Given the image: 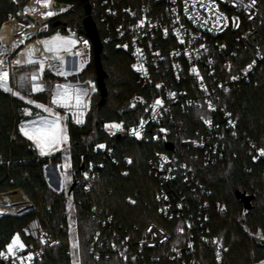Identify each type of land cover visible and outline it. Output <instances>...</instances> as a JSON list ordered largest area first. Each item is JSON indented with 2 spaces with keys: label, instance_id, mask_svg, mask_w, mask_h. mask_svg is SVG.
I'll return each mask as SVG.
<instances>
[{
  "label": "built area",
  "instance_id": "1",
  "mask_svg": "<svg viewBox=\"0 0 264 264\" xmlns=\"http://www.w3.org/2000/svg\"><path fill=\"white\" fill-rule=\"evenodd\" d=\"M10 1L16 6L7 19L14 22L13 35L25 34L32 23L36 25L25 41L37 37L50 20L76 13L72 2L50 0L54 12L40 19L26 11L31 0ZM88 3L90 15H99L104 25L100 40L119 41L129 53L137 82L146 88L145 93L124 98L117 108L122 115L140 106L145 115L133 123L109 121L103 128L109 138H149L165 145V150H154L150 172L158 180V211L167 222L165 226L150 220L141 228L139 237L133 238L121 232L111 214L95 211L101 227L90 240L91 253L97 258L119 255L132 264H147L146 250L165 246L169 264H226L227 247L211 227V210L223 207L209 198L212 190L201 180V168L214 165L223 157L229 135L247 143L256 159L263 157L262 149L246 137L222 102V93L245 83L256 84L264 71V2L88 0ZM88 15L86 11L81 21L67 31L76 39L73 51L90 57L91 39L85 23ZM0 46L8 49L2 54L6 58L24 44ZM15 57L8 65L10 74ZM52 59L49 55L48 60L42 61ZM192 110H206L209 114L201 115L194 131L187 135L182 132L186 129L182 120ZM168 144L172 147H167ZM97 149L109 157L112 155L110 144H100ZM61 165V160H49L43 174L51 188L66 193L69 225L77 200L70 194L71 177L64 191ZM97 177L96 166L90 163L77 182L89 192ZM33 208L29 200L28 209L18 215ZM22 232L29 241L5 242L0 246V264H37L46 247L61 242L38 218L28 221Z\"/></svg>",
  "mask_w": 264,
  "mask_h": 264
},
{
  "label": "trees",
  "instance_id": "2",
  "mask_svg": "<svg viewBox=\"0 0 264 264\" xmlns=\"http://www.w3.org/2000/svg\"><path fill=\"white\" fill-rule=\"evenodd\" d=\"M63 1L72 2L76 13L50 20L47 33L56 29L68 30L86 13L88 0ZM15 10L16 6L10 0H0V34L8 14ZM93 18L102 39L104 25L99 15L93 13ZM56 22L60 24L55 25ZM101 43L98 59L91 40L90 60L80 72L61 76L45 70L44 77L71 81L89 79L96 87L85 121L78 124L71 115L66 118L69 171L72 184L75 182L70 194L77 200L73 219L79 228L76 237L79 264H132L119 255L97 258L91 253L90 240L101 227L94 213L111 214L121 232L129 233L133 238L139 237L141 228L150 220L166 226V220L158 211V180L150 172L154 150H165V145L149 138H109L106 134L103 128L106 122L133 123L145 115L140 106L130 108L122 115L117 113V108L124 98L145 93L146 88L137 82L129 53L119 41L113 38L107 42L101 40ZM26 97L24 93L15 91L12 94L0 86V192L20 188L34 205L22 215L0 213V246L16 233L23 235L27 222L38 218L52 235L60 237L61 242L46 247L37 264H73L66 193L53 190L43 174L44 165L49 160L60 161L62 152L40 153L21 131L22 122L43 115L26 101ZM33 98L48 103L47 94H36ZM222 102L246 137L264 152V71L256 84L245 83L223 92ZM29 107L32 110L27 113ZM207 114L206 110H192L185 115L182 122L186 129L182 132L190 135L199 123V117ZM87 134H93L92 139L86 140ZM103 143L113 147L111 157L115 162L106 152L97 149ZM90 163L96 166L98 177L92 190L87 192L77 181ZM200 178L212 190L209 198L223 207L211 210V227L227 247L226 264L264 260V154L256 159L247 143L242 144L240 139L229 135L223 157L216 164L201 168ZM237 190L254 195L249 209L245 210L237 199ZM145 258L147 264H169L165 246L146 250Z\"/></svg>",
  "mask_w": 264,
  "mask_h": 264
},
{
  "label": "crops",
  "instance_id": "3",
  "mask_svg": "<svg viewBox=\"0 0 264 264\" xmlns=\"http://www.w3.org/2000/svg\"><path fill=\"white\" fill-rule=\"evenodd\" d=\"M47 29L48 25L37 37L43 46V51L52 55L53 59L28 61L21 47L16 53L20 64L11 68L13 92L18 91L27 95L26 101L41 110L43 115L55 112L64 123H66L67 115H71L74 122L81 124L85 121V116L90 109L91 96L96 89L95 83L89 79L85 81L49 79L44 77V71L54 74L63 72L65 76L76 74L85 67L88 57L81 51H73L76 39L67 30L56 29L47 33ZM36 94H47L48 103L43 102L41 98H33ZM37 104H40V107ZM31 110V107L27 108V113ZM37 118L39 116L25 120L23 123L32 122ZM31 140L34 141L33 138Z\"/></svg>",
  "mask_w": 264,
  "mask_h": 264
},
{
  "label": "rangeland",
  "instance_id": "4",
  "mask_svg": "<svg viewBox=\"0 0 264 264\" xmlns=\"http://www.w3.org/2000/svg\"><path fill=\"white\" fill-rule=\"evenodd\" d=\"M27 34H22L18 37L16 42H20L23 36L25 37ZM28 36V35H27ZM3 42L9 43L8 40L3 39ZM21 43V42H20ZM0 45H1V38H0ZM25 48H23V52L26 53L28 61H36L32 60L36 59V57L33 55L31 48L29 46V42L27 44H24ZM17 51L13 52L11 56H7L5 59L7 61V64H10V59L13 58L14 55L20 50L19 48L16 49ZM8 49L4 46H0V55H2L4 52H7ZM31 57H30V55ZM49 56V55H48ZM45 60L46 58H41L40 60ZM90 57H88L89 62ZM20 63L19 56L16 55V57L13 60V65H17ZM86 66V65H85ZM9 68V67H8ZM12 70V69H11ZM13 71V70H12ZM57 75L65 76L63 72H57ZM11 78L9 82H6L5 80H2L0 78V86L3 88L13 92V84H12V72H11ZM14 93V92H13ZM40 107V104H37ZM23 123V122H22ZM20 128L23 129V133H27L28 136H32L34 139L35 146L40 151V153H46L50 154L55 151H61L62 152V165L60 167L62 176H63V185H64V191L67 190L69 183H70V171H69V153H68V133L66 130V123H64L61 119V117L57 113L53 114H44L39 116V118L35 119L32 122H25L23 124H20ZM26 135V134H25ZM93 134H87L85 136L86 140L92 139ZM53 189V188H52ZM54 190V189H53ZM69 206V204H68ZM3 212L4 214H14L11 211H0V213ZM19 211H16L17 213ZM16 215V214H15ZM71 219L69 224V230H70V236H71V250L73 255V264H79L78 260V252H77V246L78 241L76 240L77 237V231L79 228L76 227L75 223L76 221L73 219V211L70 213ZM12 241L16 243H22L25 244L26 240L24 236L21 233H16L15 236L12 238ZM250 264H264V260L257 263H250Z\"/></svg>",
  "mask_w": 264,
  "mask_h": 264
},
{
  "label": "bare ground",
  "instance_id": "5",
  "mask_svg": "<svg viewBox=\"0 0 264 264\" xmlns=\"http://www.w3.org/2000/svg\"><path fill=\"white\" fill-rule=\"evenodd\" d=\"M55 8L53 4L50 3V0H31V2L26 6V11L31 13L32 15L42 19L43 16L49 15V13L54 12ZM39 12V14H38ZM13 21H5L2 25L1 28V43L3 45H11L15 46V42L17 41L18 36L13 35L14 32V26H13ZM36 28L35 24L30 25V30L26 32L25 37H30L34 30ZM25 37L21 39V43H25L26 41L24 40ZM3 39H6L9 41V43H4ZM29 46L31 48V51L33 55L36 57V59L32 60H40L41 58H46L45 60H48L49 54L43 51V46L39 40L38 37L32 36L29 40ZM25 48V46H23ZM8 64L6 59L4 58L3 55H0V78L2 80H10V72L8 68ZM7 73L5 76L4 74ZM29 207V200L27 197L24 195V192L20 189H12L6 192H0V211H11L14 214H21L25 212ZM16 211H19L15 213Z\"/></svg>",
  "mask_w": 264,
  "mask_h": 264
},
{
  "label": "water",
  "instance_id": "6",
  "mask_svg": "<svg viewBox=\"0 0 264 264\" xmlns=\"http://www.w3.org/2000/svg\"><path fill=\"white\" fill-rule=\"evenodd\" d=\"M86 11L89 14L88 17L85 20L86 23V33L88 35V37L92 40V42L94 43V48L96 51V56L99 59V51L100 48L102 46L101 40H100V36L98 33V28H97V24L94 20V18L92 17V15H90L91 12V7L89 5V3L86 4ZM60 24V22H56L55 25ZM167 147H172V144H168ZM75 185V182L72 184L70 190L73 189ZM236 197L238 200H240L244 206V209L247 210L250 208L251 206V202L252 199L254 198V195H248L245 192H241L239 190L236 191Z\"/></svg>",
  "mask_w": 264,
  "mask_h": 264
},
{
  "label": "snow or ice",
  "instance_id": "7",
  "mask_svg": "<svg viewBox=\"0 0 264 264\" xmlns=\"http://www.w3.org/2000/svg\"><path fill=\"white\" fill-rule=\"evenodd\" d=\"M49 15H51V13H49ZM5 76L7 75V73L4 74ZM55 102V101H54ZM157 103H159V101H157ZM23 131V129H21ZM27 135V133H25ZM33 137L32 136H29V139H32ZM43 154V153H42ZM262 154H264V152H262ZM15 243V241H14ZM10 249H11V246H9Z\"/></svg>",
  "mask_w": 264,
  "mask_h": 264
}]
</instances>
